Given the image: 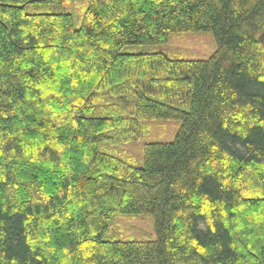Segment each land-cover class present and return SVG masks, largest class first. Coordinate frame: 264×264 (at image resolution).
I'll list each match as a JSON object with an SVG mask.
<instances>
[{
  "label": "trees",
  "instance_id": "trees-1",
  "mask_svg": "<svg viewBox=\"0 0 264 264\" xmlns=\"http://www.w3.org/2000/svg\"><path fill=\"white\" fill-rule=\"evenodd\" d=\"M201 31L207 60L123 53ZM162 119L143 167L103 149ZM0 264H264V0H0Z\"/></svg>",
  "mask_w": 264,
  "mask_h": 264
},
{
  "label": "rangeland",
  "instance_id": "rangeland-1",
  "mask_svg": "<svg viewBox=\"0 0 264 264\" xmlns=\"http://www.w3.org/2000/svg\"><path fill=\"white\" fill-rule=\"evenodd\" d=\"M76 28H80V21H76ZM217 50L212 32H182L172 33L166 43L128 45L124 47L125 54L164 53L173 60H207ZM150 134L140 141L126 143H112L109 141L104 150L122 156L123 152L130 155V159L137 167L144 166V145L149 142H172L182 122L179 120H149ZM106 239L117 241H141L156 238L155 222L151 215H123L113 216L111 225L105 232Z\"/></svg>",
  "mask_w": 264,
  "mask_h": 264
}]
</instances>
